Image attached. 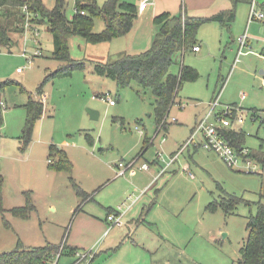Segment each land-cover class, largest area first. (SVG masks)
<instances>
[{
    "label": "rangeland",
    "instance_id": "1",
    "mask_svg": "<svg viewBox=\"0 0 264 264\" xmlns=\"http://www.w3.org/2000/svg\"><path fill=\"white\" fill-rule=\"evenodd\" d=\"M42 1L49 9L56 4V0ZM62 1L70 19L75 0ZM95 1L102 6L106 0ZM157 1L162 10L174 15L186 2ZM187 1L188 14L204 18L216 14L224 0L211 8L199 1ZM227 1L228 10L235 11L234 21L228 26L210 22L199 28L195 44L200 50L189 49L180 59L199 77L194 82H182L175 99L182 108L174 105L168 115V122L172 118L176 122L166 131V143L160 144L161 131L152 146L145 144L156 131L152 93L134 82L118 87L93 73L95 62L110 61L123 51L134 54L146 50L140 33L132 40L124 35L100 44L71 37L70 59L82 62L84 69L46 81L67 66L52 58V38L46 25L40 26L30 18L31 30L24 37L11 33L15 45L0 46V84L7 83L0 96L2 207L9 210L23 206V192H28L36 211L26 220L7 212L0 214V254L13 250L18 241L31 248L43 247L48 241L55 245L65 242L78 252L91 250L90 264H239L247 218L255 215L258 203L264 206V163L252 159L257 170L241 172L227 167L215 154L191 147L168 173L151 185L149 181V173L157 171L156 152L163 153L158 164H165L169 154L187 140L195 116L215 97L221 104L217 111L233 104L243 109L245 121L234 124V129L245 134L243 146L264 159V76L260 73L264 71V59L259 56L264 24L256 20L248 23L250 6L264 13V0ZM93 24L94 33L104 28L101 19H94ZM34 29L37 34L31 33ZM246 29L248 48L238 55L237 39ZM179 67L172 66L170 72L177 74ZM17 69L22 72L17 73ZM40 87L43 114L22 151L25 105L29 97L37 96ZM103 94L114 102L113 106L106 98H98ZM241 94L246 95L244 100ZM87 109L99 112L98 120H91ZM252 111L260 119L253 121ZM136 128L144 133L138 134ZM50 145L67 153L73 166L70 173L48 169ZM143 147L148 148L138 163H147L150 172L127 170L119 176L117 164L130 163ZM71 179L89 196L76 216L73 211L81 200ZM227 196L242 200L234 214L226 216L221 207L208 209L210 203ZM114 211L122 214L120 226L103 236L107 212ZM74 261V255L63 252L48 264Z\"/></svg>",
    "mask_w": 264,
    "mask_h": 264
},
{
    "label": "trees",
    "instance_id": "2",
    "mask_svg": "<svg viewBox=\"0 0 264 264\" xmlns=\"http://www.w3.org/2000/svg\"><path fill=\"white\" fill-rule=\"evenodd\" d=\"M24 7L31 16L32 22L37 21L36 23L40 26L46 25L52 38V58L67 65L56 70L45 81L54 77L70 75L76 69H84L82 62L70 59L68 41L71 37H81L90 44L109 42L114 38L128 34L138 14L134 4L122 0H106L102 6H99L95 0H75L74 14L70 19L65 15L62 0H56L55 6L51 9L47 8L42 0H0V46L15 45L16 42L10 37L11 33H16L18 36L23 33L26 20ZM81 11L84 14H81ZM94 19H101L104 23V28L99 33L93 32ZM234 19L235 11L232 8L206 18L189 17L182 7L176 15L162 12L153 18V24L158 28V31L149 48L137 54L119 53L107 62H95L93 73L112 80L118 87H127L131 82H134L142 89L149 90L154 96L153 111L156 132L159 134L164 131L165 134L173 123L168 122L171 107L177 105L182 108L181 103H175L182 82H194L199 77L195 69L181 64L180 59L187 50L198 47L195 44V36L202 25L214 22L228 26ZM259 56L264 59V45L259 50ZM176 64L180 67L178 73L174 74L170 72V69ZM6 85L7 83L0 84V96ZM41 96L42 89L40 87L37 96L29 97L25 105L26 120L20 136L22 151L27 148L32 137L33 127L43 114L44 102ZM216 98H212L210 102ZM1 103L0 101V109ZM227 106L236 107L237 105ZM251 116L253 121L260 119L256 111H252ZM1 120L0 111V125ZM222 136L234 149L244 148L245 134L242 131L226 128L222 131ZM150 141L146 139L145 144L149 145ZM144 148L141 149L137 157L142 156ZM158 154L160 153H156L157 162L162 158V155L158 157ZM261 157V154L251 152L249 154L251 160L256 159L263 164L264 159ZM47 167L50 170L70 173L73 166L65 151L55 145H50ZM1 182L0 175V214L7 212L11 217L28 219L31 213L36 211L30 194L23 192L25 197L23 206L5 210L2 207ZM71 182L76 196L81 200V203L73 211L76 213L80 210L81 204L88 200V195L72 179ZM241 203L242 200L234 196H227L219 202L210 203L208 209L215 211L221 207L224 214L229 216L235 213L237 206ZM256 206L255 215H249L247 218V237L240 249L239 264H264V206L260 203ZM76 251L78 250L75 248L65 246V242L61 245L46 243L43 247L26 248L18 241L13 250L0 254V264H48L56 258L59 259L63 252L66 255H75Z\"/></svg>",
    "mask_w": 264,
    "mask_h": 264
},
{
    "label": "built area",
    "instance_id": "3",
    "mask_svg": "<svg viewBox=\"0 0 264 264\" xmlns=\"http://www.w3.org/2000/svg\"><path fill=\"white\" fill-rule=\"evenodd\" d=\"M148 6V1L143 0L138 5V11L142 12ZM23 11L26 13V20L23 26V37L31 30L29 26V21L31 16L26 12V8H23ZM81 14H84L81 11ZM264 13L256 12L254 6H250L248 23L251 21H263ZM37 34V30L34 29L33 32ZM263 38H264V28H263ZM239 48L238 55H242L244 49L248 48V35L247 31L238 39ZM198 47H194L193 51L197 52ZM38 52L34 53V56H38ZM17 73H21V69L16 70ZM246 97L245 94H241V100H244ZM97 98V97H96ZM98 98H106L110 106L114 105V102L109 99L107 94L100 95ZM3 106V104L1 103ZM218 97L210 102L207 105V110L203 113L202 116L198 118L195 123V126L190 133L187 140L180 146L179 150L171 156H168V159L165 163L162 172L165 171L173 162L176 161L179 154L182 153L189 146H198L201 149H204L208 152L214 153L227 167L241 172L253 173L257 170V164L252 163V160L249 158L250 150L248 148H241L239 150L234 149L229 142L222 136V131L226 128L234 129V124L242 125L245 121L243 115V109L236 107H229L224 105L220 111L216 109L220 106ZM138 130V129H136ZM140 133V131L138 130ZM158 157H161V154H158ZM139 157H135L130 163L117 164L118 175H123L125 171L134 168L138 164ZM149 168L147 163H142L139 165V169L147 170ZM107 221L110 226H120V216L116 214H110L107 216ZM75 261L73 264H90V259L92 258L91 250L84 252H75Z\"/></svg>",
    "mask_w": 264,
    "mask_h": 264
},
{
    "label": "crops",
    "instance_id": "4",
    "mask_svg": "<svg viewBox=\"0 0 264 264\" xmlns=\"http://www.w3.org/2000/svg\"><path fill=\"white\" fill-rule=\"evenodd\" d=\"M141 1H143V0H138V3H132V4H134L136 7H137V12H138V14H137V18L135 19V21H134V24H133V27H132V29H131V31L128 33V34H126L125 35V37H129V38H131V40L138 34V33H140V37L141 38H144V45H146V48L145 49H147L148 48V46H150V44H151V42L153 41V39H154V37H155V35H156V33H157V31H158V28L153 24V18L156 16V15H158V14H160V13H162V12H168V13H170L171 14V12L170 11H166V10H162L163 8H161V6H159L160 4L158 3V1L157 0H147L148 1V6L142 11V12H139L138 11V5H139V3L141 2ZM184 1H186L185 2V5H184V7L183 6H181L183 9H184V11H185V13L187 14V16H189V17H194V16H192V15H189L188 14V12H187V6H188V1L187 0H184ZM195 1H199L200 2V4H204L203 5V7H209V8H211L212 6H214V5H216V4H218V2L220 1V0H195ZM170 2H172L173 3V0H170ZM129 3V2H128ZM149 3H152V9H150L149 8ZM190 5V4H189ZM180 7V8H181ZM189 7V6H188ZM228 8H229V3H228V1L227 0H224V1H222L221 2V4L217 7V12H216V14H218V13H220V12H222V11H226V10H228ZM149 9H150V11H149ZM180 10V9H179ZM215 13H214V15H216ZM172 15H174V14H172ZM249 16V15H248ZM204 18H206V17H204ZM264 21V20H263ZM263 21H259V22H262L263 24H264V22ZM143 29H145V31L143 32ZM246 31H248L247 29L245 30V32ZM244 32V33H245ZM124 37V36H123ZM196 46H198V45H196ZM143 47V46H142ZM199 47V46H198ZM199 50H200V47H199ZM198 50V51H199ZM145 51V50H144ZM197 51V52H198ZM131 52H135L134 50H132ZM121 53H127V54H129L128 52H121ZM137 53H140V52H137ZM137 53H134V54H137ZM41 99L42 100H44V96H41ZM207 110V107L201 112V113H199L198 115H196L195 116V121H194V123H193V125H191L190 127H189V134H188V137H189V135H190V133L192 132V130H193V128H194V126H195V123H196V121L198 120V118L200 117V116H202L203 115V113L205 112ZM171 122H173L172 124H174L175 122H176V120L174 119V118H172L171 119ZM171 124V123H170ZM171 124V125H172ZM170 127V126H169ZM136 129H138L139 131H140V133L138 132V130H136ZM135 130L138 132V134H140V135H142L144 132H141V130L139 129V128H136ZM160 137H161V140H160V144H164V143H166V141H167V136H166V132H165V134L163 133V134H161L160 135ZM187 137V138H188ZM159 138V134H157V132L155 131V133H154V137L152 138V139H150L151 141H150V143H149V146L151 145H153L154 144V142L157 140ZM186 138V139H187ZM185 139V140H186ZM159 140V139H158ZM184 143V141L180 144V146L182 145ZM180 146H178V148L177 149H175L174 151H172L170 154H169V156H171V155H173L174 153H176L178 150H179V148H180ZM191 147H193V149H194V151H196V150H198V149H201L200 147H198V146H189L187 149H185L182 153H180L179 154V156H178V158L185 152V151H188ZM147 148L148 147H145L144 149V152H143V154H142V156L141 157H143V155H144V153L147 151ZM157 152H159V151H157ZM156 152V153H157ZM208 152V151H207ZM161 155H163V153L162 152H159ZM212 153V152H211ZM67 154V153H66ZM214 154V153H213ZM178 158L176 159V161L173 163V164H171L169 167H167L166 169H165V171H163L162 172V169L164 168V166H165V164H163V165H161L160 166V164H158V162L155 164L156 165V167H155V170H157V171H151L150 172V167L147 169V170H141V169H139V163L137 164V166H135L134 168H131V169H129V170H132V171H134V170H138V171H141V172H150L149 173V181H151V183H150V185L151 184H153V183H155L160 177H162L164 174H166V173H168V171L170 170V168L177 162V160H178ZM128 170V171H129ZM84 191V190H83ZM31 193V192H30ZM89 197V196H88ZM86 203H88V202H86ZM86 203L83 205V207L86 205ZM79 213L81 212V210H79L78 211ZM78 212H76V213H73V215L74 216H76L77 215V213ZM112 212H107V216L108 215H110ZM112 214H116V215H119L120 216V220H121V216H122V214H120L119 212H117V211H114V213H112ZM107 216H106V218H105V223H106V229H105V232H104V234H103V236H107L108 235V233L113 229V227L114 226H110L109 224H108V221H107ZM46 243H49L48 241H46ZM23 245V244H22ZM67 245V244H66ZM24 247H26V248H31V247H29V246H26V245H23ZM69 247V246H68ZM71 247V246H70ZM33 248V247H32ZM71 248H76V247H71ZM77 249V248H76Z\"/></svg>",
    "mask_w": 264,
    "mask_h": 264
},
{
    "label": "water",
    "instance_id": "5",
    "mask_svg": "<svg viewBox=\"0 0 264 264\" xmlns=\"http://www.w3.org/2000/svg\"><path fill=\"white\" fill-rule=\"evenodd\" d=\"M260 73L263 74V71H261ZM87 113H88L91 120H93V121L98 120L99 112L92 110V109H87Z\"/></svg>",
    "mask_w": 264,
    "mask_h": 264
}]
</instances>
